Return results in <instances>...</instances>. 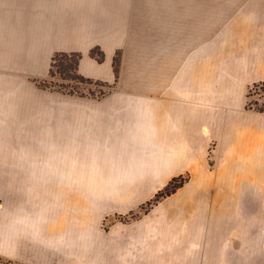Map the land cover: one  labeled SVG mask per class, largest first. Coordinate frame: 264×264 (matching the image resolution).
<instances>
[{"label": "rangeland", "instance_id": "1", "mask_svg": "<svg viewBox=\"0 0 264 264\" xmlns=\"http://www.w3.org/2000/svg\"><path fill=\"white\" fill-rule=\"evenodd\" d=\"M67 26L85 31L90 48L55 50ZM263 30L264 0H0V264H97L106 232L144 228L147 240L161 225L192 230L193 264H264V133H255L264 82L243 75L250 32ZM183 81L192 146L164 124L160 137L117 143L98 129L58 127L79 97L92 99L82 109L145 97L168 120ZM16 157H26V176ZM174 177L183 184L149 204ZM57 224L81 228L80 259L42 249L58 247L47 232Z\"/></svg>", "mask_w": 264, "mask_h": 264}, {"label": "crops", "instance_id": "2", "mask_svg": "<svg viewBox=\"0 0 264 264\" xmlns=\"http://www.w3.org/2000/svg\"><path fill=\"white\" fill-rule=\"evenodd\" d=\"M1 20L32 19L4 17ZM55 38L58 39L55 50L84 51L90 48L85 42L88 36L82 29L73 30L67 26ZM247 63L248 72L243 74L247 82H264V30L259 33L250 32ZM92 66V62L82 59L80 71L83 74H88V67ZM176 84L175 86H177ZM179 87L181 92L175 91L167 104V108H164L168 113V120L162 119L161 102L153 104L145 97H105L98 99L102 107L83 109L81 105L88 104L91 106L92 99L79 97L72 98L74 101L68 103L73 106L72 108L58 114V127L67 131V135H76L78 134L77 131L90 128L98 129L97 135L110 136L114 140L112 143H117L115 139L121 138L123 135L143 137L150 134L160 137L164 135L161 134V125L164 124L169 128L167 130L168 135L189 137L188 143L192 146L194 111L192 87L186 81L180 83ZM201 103L202 105L205 104V102ZM203 107L200 109L201 117L208 119V108ZM48 115L47 112L42 114V117L45 116L48 120ZM222 118L224 119V114H222ZM219 119L218 117L217 120ZM260 119L263 123L264 116H261ZM255 133H264V128H255ZM220 136L223 137L224 143L229 144L231 142V140H225L224 135H218V138ZM184 141L187 145V141ZM44 142L45 140L40 138V143ZM13 163L15 164L13 168L16 171H22L25 176L30 171L25 166L28 163L26 157L22 159L16 157ZM175 167L187 166L181 164ZM129 229L131 228L128 226H122L114 231L106 232L105 236L98 238L99 244L95 252L97 264H193V248L196 247V244L193 241L192 230L186 226L161 225L158 227V231H155L157 236L147 240L145 239L144 228L137 227L135 232L132 231L133 234L129 233ZM47 232L56 234V238H54L59 244L53 249L43 246L44 251L48 249V252L52 253V250V254L55 253L67 262L80 259L82 240L79 226L68 227L65 224H57L50 226L49 229L47 227Z\"/></svg>", "mask_w": 264, "mask_h": 264}, {"label": "trees", "instance_id": "3", "mask_svg": "<svg viewBox=\"0 0 264 264\" xmlns=\"http://www.w3.org/2000/svg\"><path fill=\"white\" fill-rule=\"evenodd\" d=\"M64 52H57L54 57H53V61H57L59 56L64 55ZM78 57H80V55H78ZM76 68V67H75ZM260 111H264V107L263 108H259ZM179 180V181H178ZM178 181V182H177ZM184 180L182 177L178 178V177H174L170 183L168 185H166L164 190H160L156 193L155 197L151 200L148 201L149 204L155 203L157 200H159V198L165 194H169L171 192H173L177 187L181 186L183 184Z\"/></svg>", "mask_w": 264, "mask_h": 264}, {"label": "bare ground", "instance_id": "4", "mask_svg": "<svg viewBox=\"0 0 264 264\" xmlns=\"http://www.w3.org/2000/svg\"><path fill=\"white\" fill-rule=\"evenodd\" d=\"M37 161H38V160H37ZM238 169H240V168H238ZM252 171H253V170H252ZM253 173H256V174H257V172H256V171H255V172L253 171ZM251 175H252V174H251ZM254 176H255V175H254ZM243 180H244V179H243ZM241 181H242V180H241Z\"/></svg>", "mask_w": 264, "mask_h": 264}]
</instances>
